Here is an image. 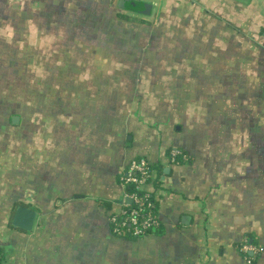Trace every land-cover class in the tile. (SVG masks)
<instances>
[{
	"label": "crops",
	"instance_id": "obj_1",
	"mask_svg": "<svg viewBox=\"0 0 264 264\" xmlns=\"http://www.w3.org/2000/svg\"><path fill=\"white\" fill-rule=\"evenodd\" d=\"M119 1L0 0L2 263L264 264V0ZM33 14L56 44L27 39ZM136 159L163 166L142 187L160 229L129 238Z\"/></svg>",
	"mask_w": 264,
	"mask_h": 264
},
{
	"label": "built area",
	"instance_id": "obj_2",
	"mask_svg": "<svg viewBox=\"0 0 264 264\" xmlns=\"http://www.w3.org/2000/svg\"><path fill=\"white\" fill-rule=\"evenodd\" d=\"M183 154V151L179 148H171L168 154V160L171 164H176L178 157ZM186 155H184L185 157ZM153 169L149 167L148 161L145 159L133 160L124 173L122 174L121 181L125 188L123 209L120 214L125 219L114 225L116 219L112 217L111 223L113 224L112 230L115 234L120 235L126 229L127 225L131 228H127L133 236H140L144 233L145 228H149L151 225L158 226L159 222L151 217L144 218L143 210L145 207H151L152 202L148 200L150 196L148 192L145 194H138L136 192L127 191V185L135 184L139 188H142L147 182L148 178L152 176ZM134 203L135 207H130V204ZM143 219V220H142ZM255 251V248L251 246H245Z\"/></svg>",
	"mask_w": 264,
	"mask_h": 264
},
{
	"label": "trees",
	"instance_id": "obj_3",
	"mask_svg": "<svg viewBox=\"0 0 264 264\" xmlns=\"http://www.w3.org/2000/svg\"><path fill=\"white\" fill-rule=\"evenodd\" d=\"M141 5H143V3L139 1V4L136 5V7L137 6H141ZM139 8H141V7H137L136 10L139 11L140 10ZM184 155H186V154L183 152V154L178 157V159H177L178 162L176 163V165H180V164L187 163L188 161H190L189 157L188 156H185L184 157ZM148 164H149V167L151 169L154 170V168L155 169L157 168V170L159 171V173H162V171H163V168H162L163 166L162 165L150 164L149 162H148ZM148 179L151 180L152 179V176H150ZM127 191L136 192V193L142 194V195L146 193L142 188H139V186L138 185H135V184H129V185H127ZM148 193L150 195L148 197V200L152 202V206L151 207H145L144 208V210H143L144 218L143 219H145L147 217H151L154 220H156V221L159 222L158 213H157V208H158L157 207V202H156L153 194H151L150 192H148ZM130 207H135V204L134 203H131L130 204ZM113 217L116 219V221H114V225H117L118 222H121V221H123L125 219V217L123 215H113ZM112 227H114V226H112ZM128 227L129 226L127 225L126 229L119 236L129 237V238L130 237L137 238V237L145 236V235H147L149 233H153L155 231L157 232L160 229V222H159V225L158 226L151 225L149 228H145L144 229L145 230L144 233L142 235H140V236H133L130 233V231L127 230ZM129 228H131V226ZM3 259H4V252H3V249L0 248V264H3L2 263Z\"/></svg>",
	"mask_w": 264,
	"mask_h": 264
},
{
	"label": "rangeland",
	"instance_id": "obj_4",
	"mask_svg": "<svg viewBox=\"0 0 264 264\" xmlns=\"http://www.w3.org/2000/svg\"><path fill=\"white\" fill-rule=\"evenodd\" d=\"M136 8L137 7H134V9H136ZM33 15H34V19L32 20V24L31 25L29 24L30 25V26L28 25L29 28L27 27V29H26L30 33V35L27 36V39L28 40L31 39L33 41L34 38H36V39L39 38V43L38 44L42 48H45L44 46H47V45L56 44L57 43L56 35H53V34L49 33V30H46V29H50V27L48 26V24H49L48 21L49 20L43 21V24H41L40 21H42V20L38 19L35 16V14H33ZM43 20H45V19H43ZM38 26L40 27V29H37ZM41 27L44 28V29H42L43 34H41ZM28 40H27V43H28ZM96 43L101 44L102 43V39L99 38L94 33H91L90 35H88L86 37V46H87V48L89 46H91L92 44L95 45ZM30 54H32V55H30ZM29 55H30V57H29ZM27 57L33 59L34 58L33 53L27 52ZM168 110L177 111V106L172 105V106L168 107Z\"/></svg>",
	"mask_w": 264,
	"mask_h": 264
},
{
	"label": "water",
	"instance_id": "obj_5",
	"mask_svg": "<svg viewBox=\"0 0 264 264\" xmlns=\"http://www.w3.org/2000/svg\"><path fill=\"white\" fill-rule=\"evenodd\" d=\"M127 4V5H126ZM139 4L137 0H120L119 6L122 8L133 9L136 5ZM169 168H166L165 171H168ZM36 219V212L26 206H19L15 213L12 220L14 226L24 229V230H31Z\"/></svg>",
	"mask_w": 264,
	"mask_h": 264
}]
</instances>
